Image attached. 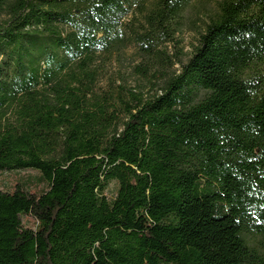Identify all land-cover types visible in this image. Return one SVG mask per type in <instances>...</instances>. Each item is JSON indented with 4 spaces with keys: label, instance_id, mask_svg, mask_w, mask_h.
I'll use <instances>...</instances> for the list:
<instances>
[{
    "label": "trees",
    "instance_id": "16d2710c",
    "mask_svg": "<svg viewBox=\"0 0 264 264\" xmlns=\"http://www.w3.org/2000/svg\"><path fill=\"white\" fill-rule=\"evenodd\" d=\"M191 1L0 0V170L46 185L0 188V264H264V0L184 62ZM132 45L148 96L101 84Z\"/></svg>",
    "mask_w": 264,
    "mask_h": 264
},
{
    "label": "rangeland",
    "instance_id": "374dc122",
    "mask_svg": "<svg viewBox=\"0 0 264 264\" xmlns=\"http://www.w3.org/2000/svg\"><path fill=\"white\" fill-rule=\"evenodd\" d=\"M217 0H192L190 6L186 10V23L183 29L177 34L179 43L169 44V49L176 52L182 50L183 54L180 58L186 62L191 56L194 45L198 44L200 32L208 19L209 11L214 8ZM138 8H134V11ZM141 61L139 50L132 45L116 54L112 64H108L102 77V85H105L107 79L111 77L121 78L127 87L136 88L145 93V96L152 92L153 84L142 76H138L135 72L134 65ZM180 63H176L175 67L180 68ZM159 83L155 79V84ZM40 172L35 169H19V170H0V188L13 191L21 183L32 193H41L46 185L39 182ZM118 193V183L111 181L105 194L108 198L113 199ZM23 222L29 227L35 226V220L32 217H24Z\"/></svg>",
    "mask_w": 264,
    "mask_h": 264
}]
</instances>
